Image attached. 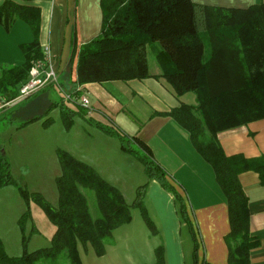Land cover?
I'll return each mask as SVG.
<instances>
[{
    "label": "trees",
    "instance_id": "1",
    "mask_svg": "<svg viewBox=\"0 0 264 264\" xmlns=\"http://www.w3.org/2000/svg\"><path fill=\"white\" fill-rule=\"evenodd\" d=\"M99 2L101 29L93 40L78 49L76 84H99L106 88L114 81L154 79L173 95L178 106L166 117L188 135L195 151L213 170L225 197L230 226L225 237L228 264H249V253L259 242L248 232L247 198L237 178L243 172L252 171L264 184V158L226 157L216 140L217 134L223 131L264 118V3L229 9L200 6L192 0ZM38 16L39 9L34 6L6 1L0 7V24L7 32L15 20H21L33 36L32 42L19 46L24 58L21 65L0 66V100L5 104L16 99L33 63L43 59V48L38 43ZM148 55L159 69L154 76L149 70ZM187 95H192V100L185 102ZM73 104V109L63 99L52 104L62 111V121L67 127L76 115L85 111ZM37 119L26 121L19 128ZM114 129L115 133H108L126 142L128 147L121 144V150L137 158L143 164L146 178L173 197L179 221L192 233L185 202L168 183L165 170L152 159L149 146L137 137H128ZM2 148L0 141V189L15 185ZM57 158L61 169L55 186L57 206H51L39 194L31 196L55 228L50 245L28 251L25 227L30 212L26 210L16 222L21 235V253L15 257L7 255L0 238V264H58L61 255L68 258L69 264H82L79 247H91L101 257L114 232L131 222V209L142 210L141 201L127 204L121 193L93 167L60 150ZM82 190L95 195L98 217L94 220ZM19 192L28 199L26 191L19 189ZM141 213L151 235L157 236L144 210ZM34 231L31 228L29 236ZM193 247L191 260L197 264V247ZM164 260L165 251L160 243L154 248L153 264H166Z\"/></svg>",
    "mask_w": 264,
    "mask_h": 264
},
{
    "label": "crops",
    "instance_id": "2",
    "mask_svg": "<svg viewBox=\"0 0 264 264\" xmlns=\"http://www.w3.org/2000/svg\"><path fill=\"white\" fill-rule=\"evenodd\" d=\"M6 1L39 9L38 43L41 48L49 50L54 60V69L59 75L56 86H48L18 103H26L35 97L34 100L37 98L41 103L40 108L44 107L48 112L50 109L60 110L52 107V104L59 101L58 93L65 104L71 103L66 104L71 109L74 108V98L86 97L89 109L82 110L81 114L84 120H90V125L100 128L109 124L126 136L137 137L149 146L152 159L165 170L168 183L185 202L188 221L199 242L198 260L203 264H228L225 237L230 226L225 197L215 181L213 170L195 151L188 135L166 117L167 113L178 106L173 95L154 79L125 83L114 81L106 88L99 84H76L78 49L93 40L101 29L99 0H0V7ZM192 2L200 6L245 9L264 3V0ZM32 40V33L25 22L15 20L8 32L0 24V65H21L24 58L19 46ZM148 62L150 73L153 76L159 73L151 55H148ZM76 92L80 94L78 97L73 95ZM4 107V101L0 100V111ZM33 118L40 117L32 115L24 122ZM50 121L48 118L44 124L47 126ZM216 141L226 157L239 155L247 160L264 158V118L223 131L217 134ZM237 180L247 198L246 206L250 215L248 232L259 242V246L249 253V264H264V184L259 175L252 171L239 174ZM144 185L146 201L151 204L158 222L157 238L162 239L165 263L193 264L190 232L187 225L179 221L173 197L155 181L147 179ZM113 236L101 257L96 256L92 250L88 251L89 248L79 247L81 263L133 264L131 258L123 259L125 253L120 250L130 249L129 237L125 236L121 240ZM149 237L153 238L151 235ZM154 248L150 249L151 253ZM140 253L142 256V251Z\"/></svg>",
    "mask_w": 264,
    "mask_h": 264
},
{
    "label": "rangeland",
    "instance_id": "3",
    "mask_svg": "<svg viewBox=\"0 0 264 264\" xmlns=\"http://www.w3.org/2000/svg\"><path fill=\"white\" fill-rule=\"evenodd\" d=\"M56 95L60 101L62 96L60 93ZM34 98L26 103L16 102L10 107L6 104L0 111V118H3L0 120V141L8 160L7 163H9L10 176L15 183L14 186L10 185L0 189V238L6 254L15 257L21 253L19 241L21 235L16 222L26 210L30 212V220L25 227L28 251H35L50 245L55 228L40 211L39 206L32 201L31 196L39 194L51 206H57L58 192L55 186L56 179L61 173L59 161H57L59 150L93 167L104 181L121 193L127 204H132L136 200L141 201V208L148 222L153 225L154 229H158L155 213L145 197L146 185L144 184L147 179L143 164L133 155L121 150L120 145H127L126 142H121L119 137L108 133H115V127L104 124L105 129L96 128L84 120L82 115H77L72 120L73 123L67 127L62 121L63 116L60 117V110L50 109L47 112L44 107L40 108L39 99L34 100ZM191 100L192 95L184 98L185 102ZM32 115H39L40 118L19 128ZM48 118L51 121L46 126L44 123H47ZM129 147L133 148V146ZM19 189L26 191L28 199L25 200L20 195ZM82 193L87 202L88 212L94 220L98 217L95 195L88 190H82ZM142 210L140 208L131 209V222L118 229L113 237L123 240L126 236L130 239V251L128 248L120 249L122 253H125L123 259L131 258L133 264H153L154 252L151 253L150 249L160 245L162 239L151 235L147 224L144 223ZM31 228L36 231L29 236ZM190 237L192 247L195 245L197 247V264H203L198 260L199 242L193 230ZM88 248V251L92 252L93 249ZM57 263L69 264V260L65 255H61Z\"/></svg>",
    "mask_w": 264,
    "mask_h": 264
},
{
    "label": "built area",
    "instance_id": "4",
    "mask_svg": "<svg viewBox=\"0 0 264 264\" xmlns=\"http://www.w3.org/2000/svg\"><path fill=\"white\" fill-rule=\"evenodd\" d=\"M50 55L51 54L47 48L43 49V59L37 60L33 63L31 69H29L30 71L27 80L23 82L18 90L16 99L7 103L8 105L28 99L48 86H56L58 84L57 81L59 75L56 69H54V60ZM66 99L71 101L69 97H66ZM72 102L78 104L79 107L89 109V101L84 96L74 98Z\"/></svg>",
    "mask_w": 264,
    "mask_h": 264
}]
</instances>
